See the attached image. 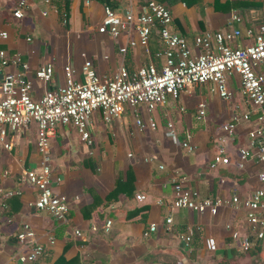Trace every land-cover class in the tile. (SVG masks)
<instances>
[{
  "label": "crops",
  "instance_id": "0c3cea01",
  "mask_svg": "<svg viewBox=\"0 0 264 264\" xmlns=\"http://www.w3.org/2000/svg\"><path fill=\"white\" fill-rule=\"evenodd\" d=\"M158 1L170 11L171 28L190 46L197 34L237 29L242 36L231 46L242 47L252 43L245 30L264 25V0ZM15 2L0 0V31L7 34L6 40L0 41V50L8 55L20 54L28 69L23 72L9 65L0 77L11 73L30 79L34 98L45 88L52 89L62 82L64 65L72 67L76 77L81 78V53L100 77L112 76L120 65L132 73L149 63L158 68L162 62L154 56L161 49L160 42L153 54L147 45V51L137 46L119 55L125 36L114 40L97 33L103 18L101 1L29 2L21 20L12 18ZM111 4L112 9L108 7L121 14L128 5L125 0H111ZM139 6L140 1L133 0V14L139 13ZM26 38L30 41L26 42ZM130 38L135 40L133 34ZM44 63L53 66L47 85L33 77ZM256 70L264 74V63ZM227 88L232 95L229 102L219 99L207 83L187 88L176 99L167 97L151 113L138 107L140 120L154 121L153 131H139L134 113L127 107L117 119L106 123L94 112L87 129L90 146L79 140L73 127H55L48 151L51 190L64 196L68 206L61 222L30 207L37 191L25 182L22 173L35 169L38 163L36 125L31 123L22 132H8L6 140L11 149L0 148V264H264V227L263 237L257 239V228L251 230L243 208V202L255 190H264V182L258 179V174L264 172V163L255 158L257 140L251 144L248 138V132L256 126V109L241 96L237 76L227 79ZM200 104L204 115L197 119ZM234 118L235 128L227 136L221 127ZM188 136L190 152L181 147ZM219 145L223 146L228 164L211 169L209 164L217 158ZM239 149L249 153L242 168L237 167ZM178 180H182L184 188L195 191L198 199L229 202L236 196L238 203L219 207L213 216L174 209L172 184ZM137 194L145 199L136 201ZM261 202L264 205V195ZM257 215L264 219V209ZM167 217L171 219L169 231L164 226ZM106 221H110L108 231L103 230ZM23 223L29 224L34 242L43 248L42 255L30 263L18 260L30 249L29 241L20 244L16 239ZM150 223H155L157 230L143 237ZM74 231L80 236H75ZM234 232L237 239L231 238ZM189 233L190 241L184 245L182 238ZM207 237L215 241L213 252L205 248ZM241 237L249 240L247 251L239 248Z\"/></svg>",
  "mask_w": 264,
  "mask_h": 264
},
{
  "label": "built area",
  "instance_id": "2783aa9c",
  "mask_svg": "<svg viewBox=\"0 0 264 264\" xmlns=\"http://www.w3.org/2000/svg\"><path fill=\"white\" fill-rule=\"evenodd\" d=\"M38 0H16L12 11V18L21 20L23 10L29 2ZM127 9L121 14L112 11L108 6H103V18L97 26V33L105 34L111 39L117 40L122 34L125 36V44L118 48V54L124 55L127 49L141 47L147 51L148 37L151 31H155L161 49L154 56L161 59L157 68L149 63L139 66L134 72L129 73L123 65H120L112 76L100 77L96 74L89 60L84 54L80 57L81 78L76 77L75 70L64 65L61 68L62 82L54 88H45L39 97H32L33 84L30 79L21 78L20 75L11 73L2 74L0 77V148L4 151L11 149V144L6 140L7 133H18L27 129L34 123L36 125L35 148L39 156L35 169L23 171V179L37 191L35 201L30 204L36 211H44L56 221H63L66 217L68 206L64 196L55 195L51 190L49 140L54 136L55 127L58 125L71 126L76 130L79 140L86 146L92 145L88 132V123L92 113L98 112L103 122H111L117 119L127 107L134 113V124L139 131L155 129V123L148 118L140 120L137 116L138 107H144L147 113H151L156 106L162 105L167 97L176 99L187 88L211 84L210 91L225 102L232 98L227 88V79L235 75L238 78L241 96L256 109V126L248 132L251 144L257 140L255 158L264 163V74L258 73L256 67L264 63V25H258L256 30L248 28L245 36L251 37L252 43L247 46H231L232 41L239 39L241 33L237 29L229 31H206L197 34L192 39V46L188 45L185 38L171 28V14L169 9L158 0H139V13L133 14L131 3L133 0H125ZM232 16L233 20H238ZM135 36V40L130 38ZM5 31H0V41L6 40ZM26 42L30 39L26 38ZM20 67L23 72L28 69L20 54L8 55L0 50V73L7 66ZM53 75V66L44 63L39 66L33 77L39 83L47 85ZM204 115V106L197 107V119ZM247 119L246 115H242ZM236 119L223 125L221 130L227 136L232 135ZM169 134H172L170 123L166 124ZM189 136L181 147L188 152L192 147L188 144ZM222 141L221 139H219ZM217 158L209 164V168L218 165L226 166L228 158L223 146L216 149ZM129 156V155H128ZM249 156L245 149L238 150V168L244 166V161ZM182 179V178H181ZM260 182H264V172L258 174ZM174 209L191 210L198 214L208 213L213 216L219 207L229 202L237 204L238 199L233 196L229 202L220 199H198L195 191L183 187L182 180L172 184ZM7 195H10L8 193ZM264 190H255L248 201L243 202L246 209L245 219L251 230L257 228L255 237H263L262 228L264 219L257 215L264 209L261 202ZM136 201H143L144 195H135ZM160 204V201H156ZM171 219L164 220L167 231L170 229ZM110 221H106L103 230L108 231ZM91 230H94L92 227ZM157 230L155 223L148 224L142 236L147 237ZM79 237L80 233L74 231ZM189 233L182 238L183 244L190 241ZM34 233L28 223L21 225V231L17 234L18 243L30 242V249L26 254L18 256L20 263H30L42 255L43 248L34 242ZM232 239H237L234 232ZM52 240L49 239V243ZM207 251L216 249L215 241L211 237L204 240ZM250 247L247 238H239V248L247 251Z\"/></svg>",
  "mask_w": 264,
  "mask_h": 264
},
{
  "label": "trees",
  "instance_id": "16d2710c",
  "mask_svg": "<svg viewBox=\"0 0 264 264\" xmlns=\"http://www.w3.org/2000/svg\"><path fill=\"white\" fill-rule=\"evenodd\" d=\"M92 1H101V3L104 6H109L112 9L111 0H92ZM160 3H162V2H160ZM158 43H159V39L157 37L156 32L151 31V33L149 34V37H148V47L151 49L152 54H153V52L156 51L157 48L155 49V45H158Z\"/></svg>",
  "mask_w": 264,
  "mask_h": 264
},
{
  "label": "bare ground",
  "instance_id": "6f19581e",
  "mask_svg": "<svg viewBox=\"0 0 264 264\" xmlns=\"http://www.w3.org/2000/svg\"><path fill=\"white\" fill-rule=\"evenodd\" d=\"M241 33V32H240ZM241 36H242V33H241ZM249 38H251V37H249ZM244 46H247V45H244Z\"/></svg>",
  "mask_w": 264,
  "mask_h": 264
}]
</instances>
